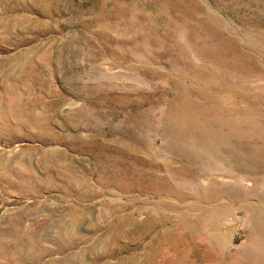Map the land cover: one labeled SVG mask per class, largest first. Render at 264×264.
<instances>
[{
  "label": "rangeland",
  "instance_id": "obj_1",
  "mask_svg": "<svg viewBox=\"0 0 264 264\" xmlns=\"http://www.w3.org/2000/svg\"><path fill=\"white\" fill-rule=\"evenodd\" d=\"M235 109L264 120V0H0V264H264L259 175L206 160L187 194L163 172L173 132L232 134Z\"/></svg>",
  "mask_w": 264,
  "mask_h": 264
},
{
  "label": "bare ground",
  "instance_id": "obj_2",
  "mask_svg": "<svg viewBox=\"0 0 264 264\" xmlns=\"http://www.w3.org/2000/svg\"><path fill=\"white\" fill-rule=\"evenodd\" d=\"M4 88L12 92H15L10 85H4ZM13 98L15 102L11 104L10 110L12 111L14 116L19 118L27 114L24 107L23 108L20 107L21 105H23L21 102L23 99L20 100L19 93L17 94L14 93ZM13 105H16V107H18V110H16V108H14ZM233 114H234L232 116L233 120H228V124L232 128L231 130L232 134L229 131L230 128L228 125H227V132L212 133V132H208V130L198 131L197 129L196 132H194V134L190 133L192 134V137L191 135H188V137H190L188 139L184 137L183 134L185 133L181 134L180 129L177 132H173L171 140L165 146V150L167 149L170 152V154H173L174 157L167 159L162 156L163 168L165 169L163 172L166 171L168 173L167 178L176 186V188L180 189V192L181 190H184V192L185 191L186 193L188 192L187 194L193 193L194 190L191 186L190 180H193L191 178L196 176L195 173L197 171V167L199 166L202 168L204 167L206 160L211 161L217 167H223L226 173L235 175L236 177H239L243 181H249L248 176L259 175L262 178V183L264 184V142H263L264 120L257 117H253V113L250 112V110H246V113L243 115L240 109H235ZM237 116L239 119L235 120ZM182 129L184 130V128ZM187 132L188 131L186 130V133ZM129 140L130 142L124 143L123 147L127 151H129L131 155L138 158V154L140 153L139 144L141 143L140 136L132 133V135H129ZM260 141L263 143L261 144ZM49 158L50 157H44L41 159V165L45 167L46 172H49L52 169L58 172L59 174L60 173L64 174L63 173L65 170L64 167L59 164L54 165L53 160L52 159L49 160ZM148 163L151 165L153 164V161L148 160ZM25 164H26L25 166L26 171L28 173L30 172V164L28 162ZM28 174L25 175L26 180L38 182L40 184L42 182L41 187L34 188L33 191L34 193L39 192L40 189L42 188H46V189L50 188V181L52 179L51 176H46L45 178H39L38 180H34L35 176L33 178V176L30 173ZM66 182L72 184L73 179L67 176ZM78 182H82V181H78ZM78 184L81 186L86 185V180L84 183H78ZM123 184L121 182H118L117 185L121 187ZM248 192L249 190L243 186L242 187L227 186L223 190L217 193L226 196L229 199V201H236V200L238 201V199L247 198ZM67 193H69V189H66V194ZM96 194H97L96 191H88L86 193H83L80 197L83 196L92 197L93 195ZM256 196L260 202L264 203V187H262L261 192L258 193V195ZM72 210L73 209H71V211ZM245 211L249 214V219H248L249 236L256 237L264 242V210L253 208V204L248 199V202L245 204ZM77 220L78 219L76 218L74 220V223H76ZM21 223L14 228H10L8 232L11 234L13 232L18 233V231L22 229L24 230L23 227L17 228L19 226H22ZM66 230L67 229L63 227L60 231L62 232ZM3 250L0 248L1 256L4 255ZM16 254L17 253L15 251L11 252V257L13 258ZM246 261H247L246 264H260L258 263V261L254 260V258L252 259L251 257H247Z\"/></svg>",
  "mask_w": 264,
  "mask_h": 264
}]
</instances>
